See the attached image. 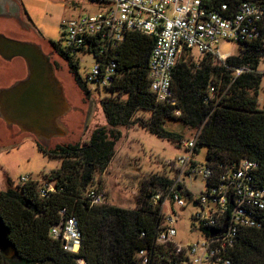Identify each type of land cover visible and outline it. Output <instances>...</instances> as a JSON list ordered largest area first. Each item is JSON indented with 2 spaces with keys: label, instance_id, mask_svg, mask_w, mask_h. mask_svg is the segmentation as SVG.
Here are the masks:
<instances>
[{
  "label": "trees",
  "instance_id": "1",
  "mask_svg": "<svg viewBox=\"0 0 264 264\" xmlns=\"http://www.w3.org/2000/svg\"><path fill=\"white\" fill-rule=\"evenodd\" d=\"M152 42L153 36L135 30L123 36L115 51V72L103 86L108 93L98 99L104 125H95L81 143L44 146L35 141L39 151L60 160L42 176L52 181L53 191L39 196L32 178L15 185L5 180L0 189V219L6 230V246L0 249V264H78V257L84 264H142L136 252L144 248L150 253L155 248L154 228L161 218L160 207L150 202V196L169 181L168 177L151 172L139 180L132 209L106 202L92 204L84 197L93 173L102 171L109 162L121 126L139 124L178 142L181 132L162 126L165 117L178 118L185 127L197 131L195 149L205 147L206 161L217 167L242 157L254 160V180L264 186V110L256 106L261 73L256 65L264 51L255 43L238 42V52L226 55L221 62L209 52L196 54L194 61L190 51L182 47L171 69L173 101L161 103L147 87ZM51 43L66 62L73 83L87 93L85 81L77 73V59L57 42ZM237 67L244 69L233 74ZM137 110L149 114L136 117ZM95 186L101 189L99 184ZM60 216H72L77 225L75 252L48 234V226ZM228 254L232 264H264V224L240 227Z\"/></svg>",
  "mask_w": 264,
  "mask_h": 264
},
{
  "label": "built area",
  "instance_id": "2",
  "mask_svg": "<svg viewBox=\"0 0 264 264\" xmlns=\"http://www.w3.org/2000/svg\"><path fill=\"white\" fill-rule=\"evenodd\" d=\"M235 1V2H234ZM97 10L63 18L60 21L61 42L58 47L80 56L91 55L93 65L85 71L84 81L96 87L107 85L115 70L116 50L129 30L153 36L148 53L146 75L148 90L155 101L171 103V69L182 47L191 54L209 52L218 61L228 55L211 46L218 40L257 44L264 51V0H98ZM264 58V55L261 56ZM244 68L237 67L233 74ZM212 86H209L211 91ZM177 114L178 110H174ZM194 132L178 141L180 152L165 161L164 174L169 181L156 188L150 202L158 204L161 218L154 228V246L150 253L141 248L136 256L142 264H232L228 254L234 246L240 227L264 224V186L254 180L256 161L239 158L235 163L217 167L203 159L198 162ZM29 175L17 176L16 182ZM33 179V178H32ZM35 180L37 194L54 190L52 181ZM189 180L188 186L186 181ZM201 180L203 189L193 193L189 185ZM15 182V183H16ZM105 193L97 186L87 187L84 197L89 203H104ZM190 204L195 211L199 239L181 243L174 238L176 214L165 213L164 207ZM72 216H60L48 226V234L59 238L62 246L76 251L79 231ZM209 228L217 229L208 232ZM74 243L75 249L69 244ZM78 264H84L81 257Z\"/></svg>",
  "mask_w": 264,
  "mask_h": 264
},
{
  "label": "rangeland",
  "instance_id": "3",
  "mask_svg": "<svg viewBox=\"0 0 264 264\" xmlns=\"http://www.w3.org/2000/svg\"><path fill=\"white\" fill-rule=\"evenodd\" d=\"M96 3L92 0H0V32L16 39L35 42L41 47V51L48 55L52 64L64 99L63 113L56 119L59 129L46 138L22 130L17 124L6 122L0 117V189L5 186L6 179L15 185L19 175H29L39 181L44 172L58 165L59 158L39 151L35 141L45 146L66 141L81 143L95 125L105 124L98 99L107 95L108 90L101 84L96 87L91 82H85L87 93L80 90L73 83L66 62L56 53L51 43L61 42L60 21L63 18L84 12L92 13L97 10ZM37 31L42 39L33 37L32 33ZM211 47L224 54L238 52V44L232 40H218ZM14 57L25 74L23 59L20 56ZM191 59L196 61V54H191ZM93 63L91 55L80 56L77 73L82 80L85 71L89 70ZM256 68L261 71L256 89V106L264 110V58L258 59ZM17 71L14 69L10 74ZM10 82L11 80L7 82V86ZM135 114L136 117L144 118L149 112L137 110ZM162 126L167 130L181 132V138H187L194 132V128L185 127L178 118L165 117ZM119 130L120 136L115 142L109 162L102 171L93 173L86 187L99 184L105 193L106 203L132 209L135 206L134 196L139 180L151 172L163 173L166 170L165 161L177 155L181 146L176 141L151 133L139 124L121 126ZM204 150V146L196 150L194 156L198 162L203 161ZM188 182L189 180L186 181L187 186ZM189 189L198 193L203 189L202 181L195 180L189 185ZM170 209L176 214L173 224L175 240L187 243L199 239V233L191 228L196 225L195 219L190 216L195 207L188 203L181 207L172 204L170 207L166 205L164 212H171Z\"/></svg>",
  "mask_w": 264,
  "mask_h": 264
},
{
  "label": "water",
  "instance_id": "4",
  "mask_svg": "<svg viewBox=\"0 0 264 264\" xmlns=\"http://www.w3.org/2000/svg\"><path fill=\"white\" fill-rule=\"evenodd\" d=\"M0 56L6 59L20 56L25 67L21 78L0 87V117L38 137L46 138L55 133L59 129L56 119L63 113L64 99L48 55L35 42L0 33ZM216 230L209 228L208 232ZM5 239L6 230L0 219L2 250L6 246Z\"/></svg>",
  "mask_w": 264,
  "mask_h": 264
},
{
  "label": "flooded vegetation",
  "instance_id": "5",
  "mask_svg": "<svg viewBox=\"0 0 264 264\" xmlns=\"http://www.w3.org/2000/svg\"><path fill=\"white\" fill-rule=\"evenodd\" d=\"M0 33H2V32H0ZM2 34L6 35L5 33H2ZM39 34H40L39 31L32 33L33 37L38 39V40L41 38V34L40 35ZM7 36H9V35H7ZM9 37L14 38L12 36H9ZM7 68H8V71H7ZM14 69L18 70L19 72L17 71L14 74L13 73L10 74V71H12ZM23 70L24 69L22 68V66H20L19 61H17L15 59V57H12L10 59H8V58L6 59V58H4V57L2 58L0 56V87L7 85L8 84L7 82H9L10 80H11V82H13L14 80L21 78L24 75Z\"/></svg>",
  "mask_w": 264,
  "mask_h": 264
},
{
  "label": "bare ground",
  "instance_id": "6",
  "mask_svg": "<svg viewBox=\"0 0 264 264\" xmlns=\"http://www.w3.org/2000/svg\"><path fill=\"white\" fill-rule=\"evenodd\" d=\"M69 248L70 249H75V244L74 243L69 244Z\"/></svg>",
  "mask_w": 264,
  "mask_h": 264
}]
</instances>
